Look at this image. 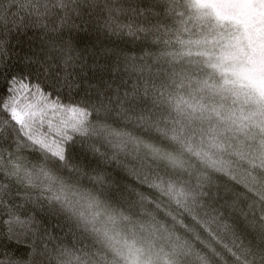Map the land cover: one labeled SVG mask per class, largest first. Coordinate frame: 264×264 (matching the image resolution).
Masks as SVG:
<instances>
[{"label":"clouds","instance_id":"clouds-1","mask_svg":"<svg viewBox=\"0 0 264 264\" xmlns=\"http://www.w3.org/2000/svg\"><path fill=\"white\" fill-rule=\"evenodd\" d=\"M0 264H264V0H0Z\"/></svg>","mask_w":264,"mask_h":264},{"label":"snow or ice","instance_id":"snow-or-ice-1","mask_svg":"<svg viewBox=\"0 0 264 264\" xmlns=\"http://www.w3.org/2000/svg\"><path fill=\"white\" fill-rule=\"evenodd\" d=\"M197 6H200V5H197ZM229 7L230 6H223V7H217L215 10H216V14L218 17H222V18H235L233 13H231L229 11ZM245 13L241 10L240 12H238L237 15H244ZM25 85L23 84H20L19 85V88L22 89L24 88Z\"/></svg>","mask_w":264,"mask_h":264}]
</instances>
